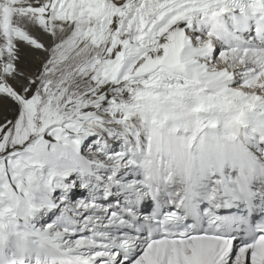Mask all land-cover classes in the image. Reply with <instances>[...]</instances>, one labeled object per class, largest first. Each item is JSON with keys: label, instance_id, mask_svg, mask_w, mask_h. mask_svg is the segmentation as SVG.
<instances>
[{"label": "snow or ice", "instance_id": "1", "mask_svg": "<svg viewBox=\"0 0 264 264\" xmlns=\"http://www.w3.org/2000/svg\"><path fill=\"white\" fill-rule=\"evenodd\" d=\"M0 264H264V0H0Z\"/></svg>", "mask_w": 264, "mask_h": 264}]
</instances>
